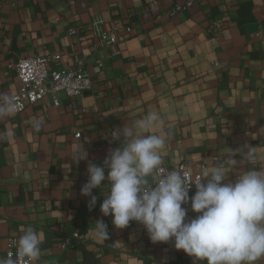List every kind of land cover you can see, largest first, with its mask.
Wrapping results in <instances>:
<instances>
[{
	"label": "crops",
	"instance_id": "0c3cea01",
	"mask_svg": "<svg viewBox=\"0 0 264 264\" xmlns=\"http://www.w3.org/2000/svg\"><path fill=\"white\" fill-rule=\"evenodd\" d=\"M180 1L0 0V95L19 90L8 64L28 56H54L51 69L83 58L92 80L89 90L60 96L58 105L45 97L0 119V134L10 133L0 140V257L7 238L31 225L44 237L40 264H194L171 240L153 243L135 221L115 228L99 210L98 189L91 209L80 193L88 163L102 165L120 146L111 135L149 112L166 120L165 166L184 159L201 173L228 149L253 147L264 167V0H193L170 14ZM95 21L116 28L115 46L98 47ZM212 21L220 27L210 28ZM77 146L87 160L73 162ZM251 167L238 164L228 179ZM98 219L108 239L97 237ZM74 232L82 240L63 247Z\"/></svg>",
	"mask_w": 264,
	"mask_h": 264
},
{
	"label": "clouds",
	"instance_id": "9594fccd",
	"mask_svg": "<svg viewBox=\"0 0 264 264\" xmlns=\"http://www.w3.org/2000/svg\"><path fill=\"white\" fill-rule=\"evenodd\" d=\"M18 109L12 97L0 95V119ZM165 126V118L152 111L111 135L120 146L109 150L102 165H87L88 179L80 193L89 197L88 207L96 206L93 190L98 189L104 196L99 210L112 217L115 228L124 229L135 221L153 243L171 240L194 264H259L264 259V167L256 150L228 149L219 163L195 176L178 168L166 170L162 150L169 133ZM40 127V121L33 122L36 131ZM8 135L0 134V140ZM237 154L242 157L239 161ZM87 157L84 146H77L71 155L75 163ZM244 163L253 167L237 171L235 180H229V173ZM185 205L196 214L194 218H188ZM94 230L98 238L108 239L103 220H95ZM43 243L41 231L26 226L13 242L15 252L0 257V264H40Z\"/></svg>",
	"mask_w": 264,
	"mask_h": 264
},
{
	"label": "built area",
	"instance_id": "2783aa9c",
	"mask_svg": "<svg viewBox=\"0 0 264 264\" xmlns=\"http://www.w3.org/2000/svg\"><path fill=\"white\" fill-rule=\"evenodd\" d=\"M193 0H181L180 2L174 3L170 10V14H175L178 11L185 9L190 6ZM94 35L97 40L98 47L110 48L117 44V32L116 28L110 30H103L99 27L98 22H92ZM210 28L217 29L220 27V22L212 21L209 25ZM73 32V30L71 29ZM118 53V51H114ZM54 56H28L19 58L15 63L8 64V66H13L17 77L20 80L19 90L10 95L15 102L19 105L17 112L23 111L28 105H31L45 97L50 98L52 102L56 105L60 102V96L75 97L80 95L86 90H89L92 85L91 76L86 68V60L79 58L69 67L60 69H51L50 64L54 61ZM100 65L102 63L100 62ZM75 137H79L80 133L75 132ZM166 170L180 169L191 175H199V172H192L188 169L186 161L181 159L176 165L169 167L163 165ZM194 186L189 192L191 196L194 194ZM186 208L189 205H185ZM82 240V235L78 233H72L71 235H66L63 243V247L70 244V240ZM17 240L14 236H9L7 238L6 250L4 257L7 256L9 252H15L13 242Z\"/></svg>",
	"mask_w": 264,
	"mask_h": 264
}]
</instances>
